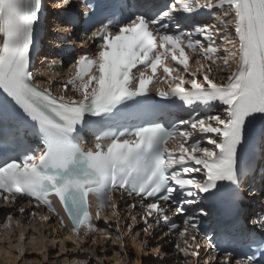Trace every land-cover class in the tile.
Returning a JSON list of instances; mask_svg holds the SVG:
<instances>
[{
    "label": "snow or ice",
    "instance_id": "snow-or-ice-1",
    "mask_svg": "<svg viewBox=\"0 0 264 264\" xmlns=\"http://www.w3.org/2000/svg\"><path fill=\"white\" fill-rule=\"evenodd\" d=\"M51 2L66 17L64 23L77 25L79 14L72 13V0ZM124 7V13L102 12L98 27L85 14V42L94 44L95 51L84 50L74 58V74L60 85L64 94L55 95L56 81L40 87L30 70L44 0H0V146L10 139L23 142L26 136L43 146L42 151L36 149L38 157L0 151V200H35L37 207L43 204L54 212L49 197L55 196L72 221V232L79 235L85 225L89 232L101 231L91 227L90 194L98 201L96 217L109 208L117 221L121 202L131 198L142 209L144 235L166 227L163 237L175 233L181 238L174 247L183 264H199L200 218L208 215L198 203L201 194L214 195L221 182L238 189L241 165L249 158V138L259 132L264 147V0H165ZM215 11L220 13L216 24H201L188 32L172 28L178 27L177 13ZM190 60L198 65L195 71L189 68ZM225 69L229 71L220 75ZM156 82L166 85L157 87L156 95L169 102L178 99L187 107V118L167 125L144 119L153 111L148 86ZM113 126L125 130L105 131ZM85 130L95 136L86 150L76 143ZM186 206L195 208L185 215ZM19 212L25 208L19 207ZM170 212L184 216L183 230ZM131 220L130 231L138 223L135 215ZM252 224L264 232V211ZM116 231L120 232L118 222ZM106 235L111 240V234ZM207 240L216 252L211 237ZM146 246L147 241L142 253ZM154 251L167 255L162 246ZM233 255L225 251L222 258L209 256L205 264H233ZM244 259L245 264H260L255 255ZM94 264L103 261L97 256Z\"/></svg>",
    "mask_w": 264,
    "mask_h": 264
},
{
    "label": "rangeland",
    "instance_id": "rangeland-1",
    "mask_svg": "<svg viewBox=\"0 0 264 264\" xmlns=\"http://www.w3.org/2000/svg\"><path fill=\"white\" fill-rule=\"evenodd\" d=\"M136 212L121 213L123 218L119 221L113 220L114 217L109 215L108 218H111L112 222L120 224V232L116 231V225H112L111 230L108 228L105 231L103 228L95 234L96 236H88L82 240L75 239L73 243L69 241L62 229L57 228L54 219L49 226L40 225L37 215L33 217L30 211L20 213L18 206L9 208L8 205L3 207L0 204V245L24 246L22 249H9L17 256L16 259L19 257L18 264H56L57 261L59 264H77L84 261L87 264H94L97 256L102 259L103 264H179L173 256V248L167 241H162L159 233L152 232L151 236H146L141 232L143 223L139 218H137L138 223L134 225V230H129L127 226L133 224L131 216H137ZM8 217H11V220ZM136 232H141V235L135 236ZM108 233L111 234V240L107 239ZM22 236L23 239H21ZM117 236H120L121 240H117ZM93 240L96 243H93ZM145 241H147L146 251L142 253L141 246ZM54 244L60 247H54ZM157 244H159L158 247L162 246L167 253L166 256H157L154 251ZM57 252L61 255L57 256ZM0 264H7L1 256Z\"/></svg>",
    "mask_w": 264,
    "mask_h": 264
},
{
    "label": "bare ground",
    "instance_id": "bare-ground-1",
    "mask_svg": "<svg viewBox=\"0 0 264 264\" xmlns=\"http://www.w3.org/2000/svg\"><path fill=\"white\" fill-rule=\"evenodd\" d=\"M3 207H6L8 204L7 203H3V204H1ZM43 216H48V215H43V214H37V221L40 223V225H48L49 226V223H51V220H52V218H50V216H48V220L47 221H45V220H43L42 219V217ZM108 217H109V215H108ZM113 217V216H112ZM109 219H111V218H109ZM52 226H54V224L52 225ZM59 230V229H58ZM57 230V231H58ZM59 232V231H58ZM61 232H63V231H61ZM62 234V233H61ZM64 234H65V232H64ZM66 235V234H65ZM90 236H92V235H90ZM94 236V235H93ZM96 236V235H95ZM66 237H68V239H69V241H72L73 243L76 241L75 239V237H73V236H71V235H69V234H67L66 235ZM88 240V239H87ZM36 242V241H35ZM139 244V243H138ZM158 245L159 244H157L156 245V247H158ZM22 249V248H24V246L23 245H16V244H4V245H0V256L2 257V259L4 260V261H7V264H16L17 263V260L19 259V257H18V259H16L15 257H17L12 251H10L9 249ZM13 249V250H14ZM17 253V252H16ZM20 259H21V257H20ZM22 260V259H21ZM26 261V260H25ZM28 263V262H27ZM18 264V263H17ZM29 264V263H28Z\"/></svg>",
    "mask_w": 264,
    "mask_h": 264
}]
</instances>
